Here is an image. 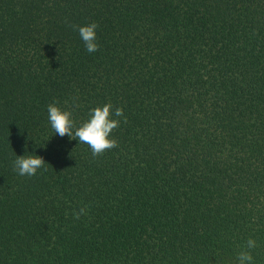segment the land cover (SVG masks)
I'll use <instances>...</instances> for the list:
<instances>
[{
  "label": "trees",
  "instance_id": "obj_1",
  "mask_svg": "<svg viewBox=\"0 0 264 264\" xmlns=\"http://www.w3.org/2000/svg\"><path fill=\"white\" fill-rule=\"evenodd\" d=\"M51 103L122 108L118 147ZM249 238L264 264V0H0V264H235Z\"/></svg>",
  "mask_w": 264,
  "mask_h": 264
},
{
  "label": "clouds",
  "instance_id": "obj_2",
  "mask_svg": "<svg viewBox=\"0 0 264 264\" xmlns=\"http://www.w3.org/2000/svg\"><path fill=\"white\" fill-rule=\"evenodd\" d=\"M67 23V21H66ZM74 31H78L87 52L93 53L99 50L96 29L98 24L93 22L85 26L69 25ZM48 120L55 134L60 137L67 135L70 139H77L79 143L86 144L91 149L93 157L100 156L105 151L118 147L116 139L110 134L119 127L120 121L112 118L122 117L123 109L115 108L106 103L90 110L89 119L77 126L72 118V112L64 110L56 103L47 106ZM126 117L124 118L126 122ZM45 160L38 155L17 156L14 161V169L21 176H35L37 171L43 168ZM87 214L86 207H81L73 212V218L79 220ZM257 247L256 241L249 238L245 248L236 255L235 264H253L251 250Z\"/></svg>",
  "mask_w": 264,
  "mask_h": 264
}]
</instances>
